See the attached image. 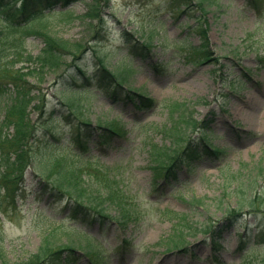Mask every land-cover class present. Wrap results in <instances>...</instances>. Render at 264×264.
Listing matches in <instances>:
<instances>
[{
    "label": "rangeland",
    "instance_id": "rangeland-1",
    "mask_svg": "<svg viewBox=\"0 0 264 264\" xmlns=\"http://www.w3.org/2000/svg\"><path fill=\"white\" fill-rule=\"evenodd\" d=\"M110 2L113 8L104 11L106 16L111 14L107 16L108 29L101 30L102 36H96L99 28L97 19L52 24L48 34L50 40L54 37L80 45L77 54L86 50L85 59L74 60L71 54H65L60 69L42 70L41 67L36 70L35 76H29V80L42 89V97L48 99V107L43 114L37 107L44 105L41 99L37 98L29 107L30 125L35 129L33 134L38 132L36 137L42 132L39 123L50 117L57 101L53 94L56 79L75 69L76 62L93 75L98 57H108L109 69H129L127 85L145 92L156 104L148 109L136 110L131 101L115 103L98 90L89 92V95L92 94L89 96L90 120L94 123L100 115L115 118L126 131L124 136L115 137L106 144L98 162L112 167L120 176L128 189L133 214L126 224L115 219L105 220L101 229L99 224L91 228L79 222L70 223L80 232L99 239L108 264L260 263L264 259V242L254 239L257 231L254 227L250 228L247 243L242 249L244 227L241 224L225 229L219 238L217 235L213 238L210 233L198 234L197 238L189 236L192 244L184 248L186 250L166 252V240L172 233L171 223L175 215H179L177 218L188 215L194 222L210 221L215 226H222V219L236 207L238 196L246 192L236 191L240 178L243 181L254 180L256 168L264 161V21L247 7L246 0H218L219 3L204 2L203 5L194 0L192 17L173 10L175 4L170 0ZM87 5L85 1H78L72 8L78 14H85ZM54 8L60 9L61 3ZM199 25L206 29L204 39L215 58L195 64L189 60L188 50L181 47L180 40L189 26L196 30ZM123 30L149 41L153 46L151 57L127 56L121 36ZM195 34L188 40L191 47L202 41L203 34ZM35 35L29 36L25 47L27 51L15 57L10 54L1 63L0 71L9 69V59L13 60L9 66L14 65L15 69L21 67L29 71L37 67L24 60L29 53L37 55L44 46L41 38ZM233 79L236 80L235 85L231 83ZM38 93L35 91V94ZM182 101L190 106L188 112L194 119H212L208 130L209 142L225 149V152L220 157L202 158L193 163L191 171L186 172L185 167L178 172V177L170 176L167 183L155 184L152 172L147 168L150 158L146 143L169 144L157 126L166 124L172 131H181L180 124L171 123L170 118L178 110H175L178 106H174V102ZM6 111L9 112V109L0 106V121H7ZM66 129L63 134L69 141L70 129ZM195 129L191 132L197 131ZM2 131L12 137L16 129L11 125L7 130L2 125ZM199 135V131L193 133V136ZM34 138L32 136L30 142ZM67 141H64L65 144ZM89 142L93 152L98 154V138L94 136ZM233 173L236 178L229 176ZM33 175L29 166L25 174L29 186L34 183ZM30 188L17 197V208L8 201L0 207V264L2 257L25 259L37 251L44 236L65 241L66 233L62 229L53 230L54 226L67 225V222L61 224L64 215L62 207L48 205V197L40 198ZM5 192L3 187L1 193ZM245 218L255 224L253 217L247 215ZM122 240L126 243L124 252H116L115 248ZM195 245L198 249L194 250ZM209 255L211 257H205ZM74 264L89 262L83 256Z\"/></svg>",
    "mask_w": 264,
    "mask_h": 264
},
{
    "label": "trees",
    "instance_id": "trees-1",
    "mask_svg": "<svg viewBox=\"0 0 264 264\" xmlns=\"http://www.w3.org/2000/svg\"><path fill=\"white\" fill-rule=\"evenodd\" d=\"M78 1H85L88 4L85 14H78L72 8V5ZM170 1L175 4L173 10L177 13L183 12L191 17L194 16L192 10L194 0ZM196 1L201 5L204 2L219 3L218 0ZM57 3H61L60 9L54 8ZM246 5L264 21V0H246ZM107 8H113L110 0H0V65L9 58L10 54L15 57L26 52L25 47L30 35L36 34L35 36L40 37L44 43L37 55L29 53L24 57L25 61L36 64V68L29 71H24L21 67L15 69L14 65L9 66V62L13 61L9 59L7 64L9 69L6 72L4 69L0 71V104H2L0 106L3 109H9V112L6 111L7 121H0V207L8 201L11 206L17 208V197L28 192L26 189L29 186L26 184L25 174L30 166L39 189H35L34 185L31 188L35 190L37 196H41L40 198L48 194L53 202L59 203L67 212L65 218L88 225L97 221L103 224L106 219H115L126 224L131 219L133 214L131 198L120 176L112 167L98 162V154L87 153L89 148L87 143L94 134V130L99 132L103 145L126 133L123 130V124L115 118L109 119L100 115L94 123L90 120L91 105L87 93L93 81H96L97 88L104 95L115 101L131 100L137 108L146 109L155 105L146 93L139 89L131 90L126 85L129 69L111 70L106 61L109 58L98 57L96 73L87 75L88 77H85L82 83L77 81L73 84V81L77 80L75 74L68 75L69 72L61 74L55 81L54 94L62 95L66 91L65 88L61 89V86L68 84V78L76 90L72 91L70 97H59L50 117L39 123V130L41 129L42 132L37 137L38 132L33 134L35 129L31 127L29 119V107L32 102L37 98L41 99L44 105L36 106L44 110L48 100L42 97V89L32 83L29 76H35L36 70L41 67L42 70L60 69L65 54H71L74 60L79 58L81 61L86 58V50L81 51L80 55L77 54L80 45L70 44L54 37L50 40L48 34L52 29V24L57 21L72 24L78 19H97L99 28L96 36L99 37L101 30L108 29L106 27L107 16L111 13L107 16L104 14ZM205 30V27L201 25L196 30L189 26V31L180 40L181 47L189 51V60L195 64L215 58L208 48V42L204 39ZM196 32L203 34L202 41L191 47L188 40L191 35L195 36ZM121 36L129 45V52L132 55L144 58L150 56L153 46L149 41L141 40L140 37L135 36L134 32L125 30L122 31ZM76 67L79 70L82 69L78 62ZM235 81L233 79L231 83L235 85ZM80 87L85 91H80ZM35 91L39 93L35 94ZM174 104L178 106L175 110L177 108L178 110L172 113L170 122L179 123L181 131H172L166 124L157 126L159 133H164V139L169 144L164 142L159 144L153 141L146 143L150 158L147 168L152 171L155 182H158L159 178L167 181L170 176L176 177L177 169L185 166L190 169L192 163L203 156H219L223 152L221 148L209 143L207 129L212 119H194L188 112L190 106L186 101L174 102ZM2 125L7 130L14 125L16 131L12 137L3 134ZM65 127L70 129L69 141L65 138L66 134H63L67 132ZM195 127H199L202 134L200 137L192 138L190 131ZM32 136L35 138L33 142H30ZM62 139L67 143L65 144ZM99 149L104 148L101 146ZM91 159L93 161L89 163ZM256 170L257 176L254 180L243 181L240 178L236 191L245 190L246 192L238 196L236 207L222 219V226H215L210 221L194 222L188 215L183 218H177L179 215H175L171 223L172 233L166 240L167 250L178 246L183 247L184 244L190 242L189 236L197 238L198 234L210 233V236L214 238L236 224H241L247 229V233L252 226L258 227L257 240L264 242V161ZM229 176L236 178L234 173ZM259 177L261 179H258ZM3 187L6 189L5 193H1ZM247 215L255 219L254 225L247 222L245 218ZM63 227L54 226L53 230L62 229L66 233L65 241L52 240L44 236L36 252L30 253L21 260L2 257L1 264H74L82 256L79 250H83V254L88 256L89 264L108 262V258L104 259L105 255L96 239L77 237L79 236L77 229L72 225L65 226L66 229ZM193 230L195 232H192ZM241 238L244 240L240 246L242 249L247 242L244 236ZM124 247L123 244L117 249L122 250ZM1 254L0 251V256ZM258 264H264V259H261Z\"/></svg>",
    "mask_w": 264,
    "mask_h": 264
}]
</instances>
